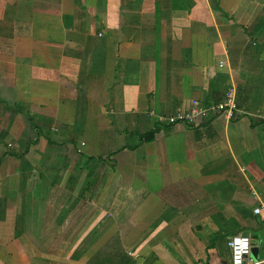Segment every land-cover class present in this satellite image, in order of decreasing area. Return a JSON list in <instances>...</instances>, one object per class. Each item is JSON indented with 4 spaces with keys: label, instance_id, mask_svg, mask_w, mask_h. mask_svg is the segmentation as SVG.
<instances>
[{
    "label": "crops",
    "instance_id": "obj_1",
    "mask_svg": "<svg viewBox=\"0 0 264 264\" xmlns=\"http://www.w3.org/2000/svg\"><path fill=\"white\" fill-rule=\"evenodd\" d=\"M262 228L264 0H0V264H264Z\"/></svg>",
    "mask_w": 264,
    "mask_h": 264
},
{
    "label": "built area",
    "instance_id": "obj_2",
    "mask_svg": "<svg viewBox=\"0 0 264 264\" xmlns=\"http://www.w3.org/2000/svg\"><path fill=\"white\" fill-rule=\"evenodd\" d=\"M220 65H223L222 62H220ZM211 111L213 112H219V111H224L226 112V114L231 117L233 115V112L236 110V104H235V100H234V93L233 90H228L225 94V101L217 106L211 107L210 108ZM204 111H199V112H194L192 111L191 113L187 114L186 116H180V117H176V118H171L170 120H186L188 122H192L193 119L195 118L196 115H203ZM81 146H84V143H81ZM260 213V209L259 208H255L254 209V214H259ZM240 237L241 239L243 238H248L249 240V249H251V240L249 238V236H245L243 234H238V235H234L230 238V240L227 242V247L229 249V254H230V264H234V239ZM241 264H257L255 263L251 258H250V251L248 254L242 255L241 257Z\"/></svg>",
    "mask_w": 264,
    "mask_h": 264
},
{
    "label": "clouds",
    "instance_id": "obj_3",
    "mask_svg": "<svg viewBox=\"0 0 264 264\" xmlns=\"http://www.w3.org/2000/svg\"><path fill=\"white\" fill-rule=\"evenodd\" d=\"M234 264H241L242 255L248 254L249 249V240L248 238L241 239L237 237L234 239Z\"/></svg>",
    "mask_w": 264,
    "mask_h": 264
},
{
    "label": "water",
    "instance_id": "obj_4",
    "mask_svg": "<svg viewBox=\"0 0 264 264\" xmlns=\"http://www.w3.org/2000/svg\"><path fill=\"white\" fill-rule=\"evenodd\" d=\"M243 235L249 236V233H244ZM251 240V249H250V258L255 257L259 253V248L257 247L256 243L259 241L257 235L249 236Z\"/></svg>",
    "mask_w": 264,
    "mask_h": 264
},
{
    "label": "trees",
    "instance_id": "obj_5",
    "mask_svg": "<svg viewBox=\"0 0 264 264\" xmlns=\"http://www.w3.org/2000/svg\"><path fill=\"white\" fill-rule=\"evenodd\" d=\"M154 132H150L148 134H145L143 136L140 137V140H149L151 137V135H153Z\"/></svg>",
    "mask_w": 264,
    "mask_h": 264
},
{
    "label": "rangeland",
    "instance_id": "obj_6",
    "mask_svg": "<svg viewBox=\"0 0 264 264\" xmlns=\"http://www.w3.org/2000/svg\"><path fill=\"white\" fill-rule=\"evenodd\" d=\"M256 235V234H255ZM258 235L260 236L259 238L260 239H263L264 240V228H262V230H260L259 232H258Z\"/></svg>",
    "mask_w": 264,
    "mask_h": 264
}]
</instances>
